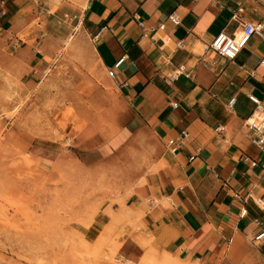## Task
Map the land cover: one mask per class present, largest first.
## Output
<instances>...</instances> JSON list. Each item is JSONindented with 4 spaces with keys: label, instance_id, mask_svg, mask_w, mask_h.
I'll list each match as a JSON object with an SVG mask.
<instances>
[{
    "label": "crops",
    "instance_id": "crops-1",
    "mask_svg": "<svg viewBox=\"0 0 264 264\" xmlns=\"http://www.w3.org/2000/svg\"><path fill=\"white\" fill-rule=\"evenodd\" d=\"M29 7L50 20L45 36L72 34L75 50L98 71L109 73L127 56L116 77L108 76L167 151L161 157L167 164L148 172L142 187L149 199L142 204L146 232L167 251L166 258L264 264V241L254 240L264 227V210L244 200L250 193L264 199V179L252 166L261 154L244 122L255 108L249 94L264 100V39L252 37L233 61L209 49L222 30L240 29L234 14L262 20L264 0H0V32L29 16ZM172 13L179 25L168 19ZM140 21L165 23L156 42ZM181 65L185 72L171 80ZM182 132L188 140L174 156L167 140Z\"/></svg>",
    "mask_w": 264,
    "mask_h": 264
},
{
    "label": "rangeland",
    "instance_id": "rangeland-1",
    "mask_svg": "<svg viewBox=\"0 0 264 264\" xmlns=\"http://www.w3.org/2000/svg\"><path fill=\"white\" fill-rule=\"evenodd\" d=\"M28 12L0 32V264H199L146 232L156 133L72 34Z\"/></svg>",
    "mask_w": 264,
    "mask_h": 264
},
{
    "label": "built area",
    "instance_id": "built-area-1",
    "mask_svg": "<svg viewBox=\"0 0 264 264\" xmlns=\"http://www.w3.org/2000/svg\"><path fill=\"white\" fill-rule=\"evenodd\" d=\"M168 19L174 24L179 25L180 19L175 14L172 13L168 16ZM233 19L237 20L240 24V29H238L233 34H228L225 30L219 32L211 41L209 45V49H211L216 54L225 58L228 61H233L239 53L248 45L251 38L254 36H258L264 39V18L258 21H244L238 19V15L234 14ZM140 27L144 30L145 34L150 37L153 42H156L155 34L159 30L165 29V23H161L158 25L147 26L144 21L139 22ZM181 43H179L180 45ZM126 55L122 56L114 65V67L109 70V76L111 78L116 77V69H118L122 63L126 60ZM261 64L264 65V60L261 61ZM185 72V66L181 65L176 70L170 79L178 78ZM249 99L255 105L252 113L245 118L244 122L249 132L251 133V142L258 149L261 154L260 159H253L252 166L258 167L262 178L264 179V100L259 98L254 94H249ZM236 102V98L233 97L229 101L230 105H234ZM176 106L177 104H173ZM188 140V133L182 132L178 136L170 137L167 140V148L169 152L176 156L186 145ZM196 155H192L189 159L190 161L194 160ZM248 199H252L254 203L262 210H264V199L260 196H255L252 193L249 196L244 198L245 201ZM242 214H247V210L243 209ZM254 240L257 242L264 241V227L255 235Z\"/></svg>",
    "mask_w": 264,
    "mask_h": 264
}]
</instances>
